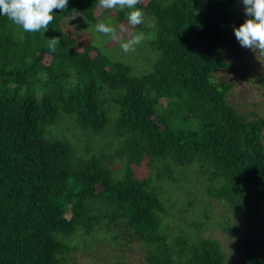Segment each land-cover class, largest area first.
Segmentation results:
<instances>
[{"label":"trees","instance_id":"trees-1","mask_svg":"<svg viewBox=\"0 0 264 264\" xmlns=\"http://www.w3.org/2000/svg\"><path fill=\"white\" fill-rule=\"evenodd\" d=\"M193 1L137 5L155 22L130 29L146 35L137 60L95 30L129 9L69 0L35 33L0 15V264H70L97 234L146 264H264V114L218 74L244 76L226 50L249 17L242 0Z\"/></svg>","mask_w":264,"mask_h":264},{"label":"rangeland","instance_id":"rangeland-1","mask_svg":"<svg viewBox=\"0 0 264 264\" xmlns=\"http://www.w3.org/2000/svg\"><path fill=\"white\" fill-rule=\"evenodd\" d=\"M191 9L194 12L204 11L207 9V0H194ZM233 10L237 11L239 15H245V6L242 1H237L233 5ZM231 44L226 50V57L235 66L244 73V76H239L228 70L221 69L219 71L220 78L230 80L235 83L234 89L232 91V101L238 105V108L246 113L251 114L253 111H258L264 114V86L258 83L256 80L258 77L264 76V55L256 53L249 49L242 47L239 41L236 39L235 34L230 35ZM110 48V46H108ZM112 53L116 56L127 60L133 57V60H137L136 51L132 53L125 54L121 51L118 42L113 41L111 47ZM139 61L141 62L140 58ZM139 62V63H140ZM173 199H171L167 204L171 203L180 209L184 205L182 197L177 193L172 194ZM168 201V200H167ZM170 207V211L173 216V221H178L180 218L176 215V207ZM213 209V208H212ZM214 209H217L223 213L225 218L228 214L222 211L220 205L215 204ZM232 217H234L232 215ZM180 223V222H179ZM207 233L217 235L225 239V245L230 252L235 253V259L239 257L233 247L231 246L232 239H228L226 233L219 229L208 230ZM90 246L88 250L81 251L74 254L75 258H71L70 264H146L144 259L143 249L137 245L133 244L130 248L128 246H120L110 239H107L103 234H97L94 238L89 239ZM73 255V256H74ZM234 264H245L243 260L237 259Z\"/></svg>","mask_w":264,"mask_h":264},{"label":"clouds","instance_id":"clouds-1","mask_svg":"<svg viewBox=\"0 0 264 264\" xmlns=\"http://www.w3.org/2000/svg\"><path fill=\"white\" fill-rule=\"evenodd\" d=\"M142 0H99V7L107 10L129 9L127 24L118 27L111 23L99 22L95 30L119 43L121 50L127 54L134 52L143 43L146 35L143 31L131 33L130 29L145 25L154 28L155 22L145 21L143 9L138 8ZM245 14L249 18L239 27H235L234 34L240 45L264 55V0H242ZM69 0H0V15L9 18L24 32H45L55 19L56 9L66 11ZM76 15H72L74 19ZM60 43L59 37L48 40L47 47L55 52Z\"/></svg>","mask_w":264,"mask_h":264}]
</instances>
